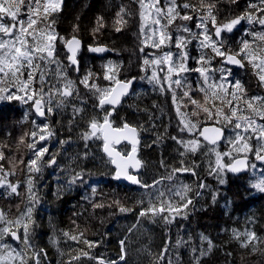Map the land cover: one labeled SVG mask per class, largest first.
I'll list each match as a JSON object with an SVG mask.
<instances>
[{
    "label": "trees",
    "instance_id": "1",
    "mask_svg": "<svg viewBox=\"0 0 264 264\" xmlns=\"http://www.w3.org/2000/svg\"><path fill=\"white\" fill-rule=\"evenodd\" d=\"M199 2L200 0H177L178 5L189 3L195 6L188 9L178 8L181 16L191 15L192 19L178 18L168 26L167 32L171 34V40L163 47L156 48V51L177 53L179 50L176 45L180 37L191 41L183 51L199 43L183 31V28L187 27L192 32H200L197 27L191 28L199 23L198 16L203 14L199 12ZM205 2L215 4L213 15L216 16L217 25L226 23L245 11L255 14L256 10L249 9L248 5L259 4V0H238L235 4L231 0ZM159 5L166 7V0H160ZM121 8L125 10L122 13L125 23L122 25L118 23L121 17L117 15ZM140 11L138 0H63L58 13L52 14L48 21L39 20L34 26L37 32L40 28L47 30V25L54 20V29L59 37L79 38L82 43L79 54L80 67L77 72L70 65L66 46L58 38L55 43L56 57L63 66V73L56 75V66L49 65L44 92L49 91L50 84L55 88H62L66 73L67 79L74 81V90L73 95L64 100V106L57 107L61 97L54 95L51 102L53 111L47 112L46 119H40L30 103L0 101V153L3 154V159H0V211H3L8 220L15 221L26 214L27 208H33L31 219L34 223L29 225L31 248L26 250V255L31 256L33 250H43L46 256L41 254V264H99L101 259L106 262L117 261L121 253V240L125 241L127 253L126 261L121 264H168L169 259L173 264H177V255L180 258L178 264H193L192 249L196 248L197 252L201 247L207 249V242L200 239L201 234L208 237L214 247L209 256L201 259L200 264H264V192L253 187L264 179V165L260 162L252 164L255 167H251L250 172L241 177L231 176L225 170L220 173V178H223L225 183L220 184L216 174V152L223 154L233 151L231 158L221 156L228 163L244 154L235 153L233 146L228 142L212 147L199 138L200 146L195 152L186 150L184 145L178 142L197 138L198 134L189 136L186 130L181 131L187 121L196 124L198 130L205 124H217L226 129L227 136L233 132L225 123L205 120L208 113L203 110L195 112V108L190 107L183 110L182 106L187 104L183 100V90L186 87H176L173 84L170 89V81L162 79V74L158 77L163 88L161 84L149 83L153 65H144L143 61L148 59L151 62V58L146 52L139 53V48L147 50L150 46L145 43L144 30H141L145 21L141 19ZM25 13L26 8L22 7L19 16L22 20L27 19ZM4 22L10 23L7 18ZM207 26L211 34L213 25L210 21ZM118 27L123 29L116 31ZM259 32H264V26L257 23L249 25L242 21L232 33L226 35L227 47L231 54L239 53L242 40L249 41L256 51L264 49V42L252 35ZM95 44H105L111 48V52L102 58L94 56L89 52V46ZM208 50L210 58L212 53ZM242 56L243 53H240L238 57ZM216 58L211 59L208 64L210 70ZM187 61V68H196V58H189ZM109 66L112 71H108ZM89 71L93 74L89 85L94 83L102 89L111 88L117 79L138 77L134 92L127 98L131 104L130 115L125 112L127 100L113 113L107 106H99V97L95 90L80 83ZM190 72L192 77L189 81L195 87H202V82L199 83L196 75ZM232 73L238 74L234 77L244 84L247 90L245 99L256 95L264 96V89L256 85L258 79L249 65L246 71ZM34 75V87L38 90L41 86L39 75ZM106 76H113L114 80H108ZM23 78H27L26 72ZM172 79H176L175 74ZM181 84L185 85L184 79ZM229 99L230 96L209 100L207 107L214 115L220 110L231 114L227 103ZM233 106H237L236 101H233ZM74 108L82 111H74ZM241 108H244L243 99L239 101L237 115H251L248 111L241 113ZM108 112H111L108 120L115 126L121 127L129 123L138 128L141 146L146 149V153L142 154L143 170L140 178L148 184L165 178L156 188L143 189L125 185L116 178L115 168L103 152L102 138H84V134L91 131L90 122L96 120L102 123ZM256 120L264 122L259 118ZM45 124L47 129L40 131L44 129L42 127ZM33 131L38 132L35 138L37 140L39 135L51 133L49 141H39L37 148L46 147L47 143L55 145L49 147L42 159L47 163L54 156L56 164L42 167L40 173L29 172L27 167L29 160L34 158L28 147L33 142L30 136ZM173 137L176 139H172ZM253 141L255 142V139ZM125 147L122 148L123 153L129 150V146ZM213 148L215 151H212ZM181 168L194 169L195 175L191 171L173 172L174 169ZM81 171L90 174L85 177V182L69 185L71 177ZM169 176L172 179H167ZM56 177L62 178L60 185L56 184ZM30 178L34 180L33 191L39 197V203L36 204L29 200L27 181ZM7 183L18 185V194H10ZM200 184L206 187L201 188ZM181 185L191 188L187 193V197L192 200L186 210L187 218L177 217L171 224H165L158 217L153 219L151 215H139L142 209L148 207L150 199L158 206L154 199L157 189L167 193L169 188L176 191ZM93 188L96 189L95 194L92 192ZM148 193H152V197ZM213 194H216L215 202L212 200ZM171 198L176 203L181 202L177 196ZM121 207L128 211L121 212ZM4 226L0 224V227ZM233 230L240 233L254 232L257 240L253 243L258 251L252 252V244L248 248H241L240 242L244 237L235 239ZM20 233L22 234V229ZM73 236L77 239H72ZM178 240L182 241L179 246ZM85 241L95 246L90 248ZM5 242L15 245L10 236L5 237ZM15 246L17 250L25 248L23 244ZM165 246L168 251L164 253L165 258L161 261L159 256ZM85 252L89 254L87 257L82 255ZM76 256H80V259L74 260L73 257Z\"/></svg>",
    "mask_w": 264,
    "mask_h": 264
},
{
    "label": "snow or ice",
    "instance_id": "2",
    "mask_svg": "<svg viewBox=\"0 0 264 264\" xmlns=\"http://www.w3.org/2000/svg\"><path fill=\"white\" fill-rule=\"evenodd\" d=\"M233 4L237 3L238 0H231ZM63 0H0V101H19L24 104H29L34 109V112L39 117H44L46 115L45 108L47 112L51 113L53 111L51 107V102L54 98V95L58 94L61 99L59 100L57 107L64 106V100L73 95V85L74 81L67 79L66 73H64L65 83L62 88H55L54 85H49V91L44 92V85L47 79V73L49 71V65H55L58 69L56 75H61L63 73V66L59 59L56 57V47L55 43L59 38L67 48L69 55L67 59L70 61V65L74 70H79L78 65L79 61L77 55L81 48V41L75 36H72L70 39H64L59 37L58 33L55 32L54 24L55 21H51L47 25V30L45 28H40L37 32L34 26L37 25L39 20L48 21L49 17L52 14H56L61 10ZM140 5V16L141 19L147 24L149 28V38L152 36H158V39L153 41L151 47L159 49L166 42L171 40V35L167 32V27L172 25L178 18L182 20H191V15L181 16L178 8L183 7L188 9L190 7H195L189 3H183L182 5L177 4V0H166V7L161 8L159 6L160 0H151V3L145 4L144 0H138ZM26 8L25 15L27 16L26 20L19 19L21 14V9ZM215 4L206 3L205 0H200L199 2V12L203 13L198 16L199 23L196 27L200 29L199 33L192 32L191 29L184 27L183 31L188 33L192 39L199 41V46L202 50L199 59L197 60L198 64L207 65L211 63V59L220 57L221 67L219 69H212L213 72H220V81L216 82L212 79V76L209 74V68L201 66L195 69L187 68V59L188 53L183 51L187 43H190V40H185L184 37H180L177 41L176 47L178 48L177 53H172L171 51L164 53V55L158 59H154L151 62L148 59L143 61L144 65L151 63L153 65V71L151 78H149V83L161 84V81L155 71L156 65L166 64L167 75L164 76V80L170 81L168 87L171 89L174 84L176 87H186L188 91L183 93L184 96H189V91L191 90V85L181 84V79L183 78L181 74L196 71L203 78L202 84L203 87L199 88V91L205 94L206 102L209 100L222 99L224 97L230 96L231 99L227 100V103L230 107V115H225L222 110L218 111V116H223V120L231 124L232 119L236 118V123L234 128L239 130L236 131L234 139H229L228 143L233 146L235 153H243L244 157L242 159H234L231 163L222 164L221 156H233V151L225 152L223 154L216 152V162H217V176L220 184H224L225 180L220 178V173L225 170L231 171L233 173H239L244 169L255 167V165L248 163V154L250 153L256 161L264 163V123H257L256 118L264 121V96L256 95L251 98L246 97L247 90L244 87V84L240 79L232 76V70L228 65L238 66L239 68H244L245 64H248L253 70L255 76L258 79V82L261 87H264V49L256 51L253 49L252 45L247 40H242V47L240 48L239 53L231 54V50L227 47L226 34L232 33L242 21L247 22L249 25L257 23L261 26H264V0H259V4H249V9H255V14L252 11H245L241 15H237L235 18H231L228 22L217 25L216 16L213 15V10ZM124 9L121 8L118 17H121L118 20V23L121 25L125 23L122 19V13ZM8 19L10 23H5V19ZM102 19V18H101ZM211 22L213 29L211 34H209L208 22ZM145 24L141 25V30L143 31ZM121 28H116V31H120ZM222 34H225L222 36ZM255 38L259 39L261 42H264V32L253 33ZM215 37V39H213ZM147 42V41H145ZM210 49L212 57L206 59L203 54V49ZM107 49L104 47H89L91 52H104ZM143 51V49H141ZM240 53H243L241 58H237ZM175 57V58H174ZM164 68H161V71H164ZM108 71H112L111 66H109ZM25 72L27 73V78L24 79ZM38 73L40 88L37 90L34 87V81L36 76L34 74ZM173 74H175L176 79H172ZM92 73L89 71L85 74L84 78L80 81L85 87H91L95 90V94L98 95L99 100L98 104L100 107L104 105H109L112 107V110H115V106L121 102V98L128 94L132 80L119 81L115 80V85L112 88H99L96 84L89 85V80L92 77ZM231 77V79H229ZM108 80H114L113 76H106ZM143 79V77H141ZM7 85V86H5ZM161 88L163 85L161 84ZM229 88L231 91L229 92ZM47 97V100H45ZM244 100V108L240 109V112L248 111L251 115H237V107L239 101ZM173 100L175 101V92H173ZM233 101L237 102V106H233ZM191 103L202 107L197 104V101L191 100ZM214 106V104H213ZM74 111H82V109H73ZM203 111L208 113L209 117L212 116V111L209 108H203ZM111 115V112H108L103 117V122L98 123L96 120H92L89 124L90 132L84 134V138L88 139L90 137H95L98 132L104 131L109 126L108 116ZM27 118V117H26ZM39 128V126H37ZM47 124L44 125V129L40 131H45L47 129ZM124 128L128 129L129 125L125 124ZM187 131L189 133L198 134L196 139L185 141H178L183 144L186 150L195 152L200 146V137L205 141H209L212 145H217V141L222 138L223 130L222 128H212L211 131L214 133V136L210 137L207 135L209 132L208 128H203V130H198L196 124L187 121L184 123V127L181 128V131ZM130 131L135 134L136 129L131 128ZM48 136L51 133H47ZM30 136L33 138V142L28 145L30 151L33 153L32 159L29 160L27 165L29 172L40 173L42 167L50 166L56 163L54 156L49 159L47 163L43 161V156L48 152L47 147L37 148V143L46 139L45 135H39L38 140L35 139L38 136L37 131L30 133ZM105 147L104 150L108 152L107 147V136H104ZM172 139H176L173 137ZM256 140V147L253 148L252 144L249 143L250 140ZM132 151H136V144L138 141L133 140ZM215 151V148L212 149ZM109 155L111 153L109 152ZM0 159H3V154L0 153ZM39 162V163H38ZM112 163H116L115 160ZM141 166V162L136 160L135 163L131 164L133 170L138 169ZM129 165L127 162H124L122 165H117L115 176L117 179L124 178L130 181L133 184L139 185L143 189H152L156 188L157 185L162 183V180H154L152 184H148L142 181L137 174H131L128 170ZM177 171H191L195 175L194 169L181 168L174 169L173 172ZM211 174V173H210ZM90 175L83 171L75 173L70 181L69 185L75 184L77 182L84 183L85 177ZM167 179H172L171 176ZM28 191L30 193L29 200L33 203H39V197L33 191L34 189V180L29 179L27 181ZM6 187L10 189V194H18L17 189L18 185L7 183ZM199 187H206L204 184H200ZM253 187L260 192H264V179L260 180L258 183L254 184ZM191 191L190 186L181 185L179 189L173 191L171 188L168 189L167 193L157 189V192L154 196V199L158 202V206L155 203H152V199L149 200V205L147 208H144L140 211L139 215L141 217L149 216L153 219L160 218L164 221L165 224H171L177 217L187 218L188 212L186 211L189 208V205L192 204V200L187 197V193ZM93 194H95L96 189H92ZM199 194V193H197ZM152 197V193H148ZM177 196L180 199V203L174 202L171 198ZM167 197V198H166ZM213 202L216 200V194L212 196ZM143 203V201H140ZM103 205H95V207H102ZM33 208L29 207L26 209V214L22 216L21 219L15 221L8 220L3 213L0 211V224L5 225L0 227V264H41L40 256L43 254L46 256V253L43 250L39 252L33 250L31 256L26 255V250L31 248L29 242V225L34 223L31 219ZM121 212L128 211L123 207L120 208ZM13 227L16 230H13ZM135 227V226H134ZM22 229L23 239L21 240V235L19 234ZM131 231V229L129 230ZM67 235V234H65ZM83 235V234H81ZM10 236L13 241H20L25 248L17 250L12 247L11 244L5 242V237ZM233 236L235 239L239 240L241 236L244 237L240 242L241 248H248L252 244V252L258 251L257 247L253 243L257 240L256 234L254 232L240 233L236 230H233ZM72 239H77L73 236ZM201 241L207 242V249L201 247L197 252L196 248L192 249L193 253V264H200L201 259L207 257L211 254L213 250L212 241L201 234ZM88 246L94 247L95 245L91 242L85 241ZM121 253L117 261H104L100 260L99 264H121V262L126 261L127 253L125 251V241L121 240L120 242ZM182 241H177V246L180 245ZM168 251L167 246H165L163 252L159 256L161 261L164 260V253ZM83 256L87 257L88 253H82ZM230 255V253H229ZM74 260H79L80 256L73 257ZM179 256L177 255L176 260L177 264L179 262ZM168 264H173L172 260H168Z\"/></svg>",
    "mask_w": 264,
    "mask_h": 264
},
{
    "label": "water",
    "instance_id": "3",
    "mask_svg": "<svg viewBox=\"0 0 264 264\" xmlns=\"http://www.w3.org/2000/svg\"><path fill=\"white\" fill-rule=\"evenodd\" d=\"M77 39H79V38H77ZM90 47H104V48L107 49L104 52H91V51H89L92 55H95V56L100 57V58L105 57L108 53L111 52V48L109 46L105 45V44H95V45H91ZM80 50H81V48H80ZM79 54H80V51H79V53L77 55L78 61H79ZM237 58H239V57H237ZM229 66H232V65H229ZM232 67H234L235 69H241L238 66H232ZM78 69H79V65H78ZM129 79H131L133 81L132 84H131V86H130L129 92H128L127 95H125V96H123L121 98V102L118 105H116L115 108L119 107V105L122 103L123 99L126 96L130 95V93L133 91L135 85L137 84V81H138V77L137 76H133V77H131ZM129 79H127V80H129ZM127 80L119 79V81H122V82L123 81H127ZM114 86H116V85L114 84L113 87ZM104 106H109V105H104ZM45 113H46V108H45ZM46 117H47V113H46V115L44 117H39V118L40 119H45ZM126 124L129 125V128L128 129L124 128V125L125 124L123 126H121V127L114 126V124L109 120V126L104 131L98 132L96 136L101 135V137L103 139V151L111 159V161H113V160L116 161V163H112L113 166L116 169H117V165H122L124 162H127L128 165H129V168H128L129 172L131 174H137L139 176V173H140V171L142 170V167H143V162L138 158L137 150L135 152H133L131 150L129 152V154L124 155L118 149V146H120L123 143H128L129 145H131L133 147V143H132L133 140L138 141V143L136 144V148L141 143V137H140V133H139L138 128L135 127V126H133V125H131V124H129V123H126ZM131 128H135L136 129V133L135 134H133L130 131ZM203 128H208L209 129V132L207 133V135L210 136V137L214 136V133L211 131L212 128H222V130H223V136H222L221 139H219L217 141V144H222L225 141V138H226V130L223 127H221V126H219L217 124H205V125H203L201 127L200 130H203ZM105 135L107 136V147H108V150H109L108 152H106L104 150V147H105V139H104V136ZM45 136H46V139L43 140V142H48L49 139H50V136H48V135H45ZM200 138H201L202 141H204L205 143L209 144L210 146H214L209 141H205L202 137H200ZM109 152L111 153V155H109ZM243 157L244 156H238V157H236L234 159H242ZM136 160H138V161L141 162V166L138 169L133 170L131 168V164L135 163ZM248 163L251 164V158L250 157H248ZM261 164L264 165V163H261ZM250 170H251V167L250 168H247V169H244V170H242L239 173H233V172L228 171V170H226V171L231 176L241 177L242 175L248 174ZM120 181L123 182L127 186L140 187L139 185L133 184L130 181L124 179V178H120ZM19 234L21 235L20 232H19ZM21 240H22V236H21ZM14 243L16 245H20L21 244L20 241H14Z\"/></svg>",
    "mask_w": 264,
    "mask_h": 264
},
{
    "label": "flooded vegetation",
    "instance_id": "4",
    "mask_svg": "<svg viewBox=\"0 0 264 264\" xmlns=\"http://www.w3.org/2000/svg\"><path fill=\"white\" fill-rule=\"evenodd\" d=\"M196 26H191V28H195ZM121 29H123V28H121ZM234 30V29H233ZM225 34H222V36H224ZM226 35H229V33L228 34H226ZM145 40V39H144ZM146 43V42H145ZM197 45H199V43H195V44H193V45H191V47L188 49V50H186V52L188 53V60H189V58L190 59H192V58H196V68H198V67H200V65L201 64H198L197 63V60L199 59V57H200V55H201V52H202V50H201V48L200 47H198ZM90 47V46H89ZM66 50H67V48H66ZM147 53V56L149 57V58H151V61L152 60H154V59H156L157 58V56L159 55V51H156V48H152V47H148L147 48V50H146V48H143V51H141V48H139V53H141V54H144V53ZM203 54L205 55V58L206 59H208V55H209V50L206 48V49H203ZM69 55V54H68ZM220 60H221V58L220 57H218V58H216L215 60H213V68L212 69H219L222 65H221V62H220ZM201 66H205V67H208L209 68V66H208V64L207 65H201ZM79 67H80V63H79ZM228 67H230L231 68V70H232V72H238V71H241V70H247L248 69V64H246L245 65V67L244 68H241V69H235L234 67H232V66H229L228 65ZM161 68H163V67H158V68H156L155 69V71L157 72V75H159V74H162V75H164L163 73L166 71V68H167V66L164 68L165 70L164 71H161ZM195 75H197L198 74V72H196V71H192ZM209 74L212 76V79L213 80H215L216 82H219L220 81V72L219 71H215V72H213L212 70H210V68H209ZM232 75L233 76H237V75H234L233 73H232ZM117 80H119V79H117ZM252 81H254V79H252ZM115 84V83H114ZM113 84V85H114ZM113 85L111 86V88L113 87ZM256 85L257 86H259L260 84H259V82L257 81L256 82ZM204 85L202 84V87H203ZM134 90H135V87H134V89H133V91L130 93V95H128V96H126L124 99H123V101H122V103L125 101V100H127V98H129L131 95H132V93L134 92ZM121 103V104H122ZM120 104V105H121ZM119 105V106H120ZM109 109H110V111L113 113L114 111L112 110V107H110V106H107ZM118 108V107H117ZM116 109V108H115ZM34 111V110H33ZM125 112H126V114L127 115H130L131 114V104H130V100L128 99L127 100V103H126V106H125ZM35 113V112H34ZM46 113H47V108H46ZM141 117H143V114H141L140 115ZM47 118V117H46ZM45 118V119H46ZM226 130V129H225ZM226 136H227V132H226ZM95 137H101V135H98V136H95ZM102 138V137H101ZM103 140V139H102ZM223 143H225V142H223ZM222 143V144H223ZM249 143L250 144H252V146H253V148H255L256 147V145H255V142L253 141V140H250L249 141ZM222 144H220V145H222ZM129 146V150L126 152V153H123L122 152V148L124 147V148H126L125 146ZM217 146V145H216ZM132 146L131 145H129L128 143H123V144H121L120 146H118V149H119V151L122 153V154H124V155H127V154H129V152L132 150ZM102 149H103V145H102ZM136 150H137V154H138V158L143 162V159H142V154H143V152H144V148H142V146H141V144L136 148ZM104 152V151H103ZM145 153V152H144ZM107 156V155H106ZM108 157V156H107ZM248 157H250L251 158V164H257L259 161H256L255 159H254V157L251 155V154H249L248 155ZM109 158V157H108ZM110 159V158H109ZM55 160H56V158H55ZM110 161H111V159H110ZM112 162V161H111ZM56 164V163H55ZM55 164H52V165H55ZM114 167V166H113ZM115 168V167H114ZM142 170H143V167H142ZM142 170L140 171V173L142 172ZM115 171H116V168H115ZM140 173H139V177H140Z\"/></svg>",
    "mask_w": 264,
    "mask_h": 264
},
{
    "label": "rangeland",
    "instance_id": "5",
    "mask_svg": "<svg viewBox=\"0 0 264 264\" xmlns=\"http://www.w3.org/2000/svg\"><path fill=\"white\" fill-rule=\"evenodd\" d=\"M149 3H151V0H145V4L147 5V4H149ZM160 6V5H159ZM161 7V6H160ZM162 8V7H161ZM164 8H165V6H164ZM19 19H21L20 17H19ZM148 23H150V21L149 22H145V27H144V39H145V41H147L146 42V44H148V45H150L151 46V44L153 43V41H155V40H157L158 39V36H152L151 38H149V35H150V33H149V28H148V26H147V24ZM171 35V34H170ZM167 43V42H166ZM165 43V44H166ZM164 44V45H165ZM164 45H162L161 47H163ZM167 51H163V52H161V53H159V55L157 56V58L156 59H158V58H160V57H162L163 55H164V53H166ZM172 52V51H171ZM172 53H176V52H172ZM175 58V57H174ZM188 62V61H187ZM187 65V64H186ZM157 66V68L158 67H163V68H165L167 65L166 64H162V65H156ZM110 74V73H109ZM164 75H162V79H164V76L165 75H167V71H165L164 73H163ZM191 72L189 71V72H186V73H183V74H181L182 75V79H181V82H183V79L185 80V84H188V85H191V90L189 91V96H184L183 95V100H185L186 102H187V104L185 105V106H182V109L183 110H186V107H190V108H192V109H194L195 108V112H202V110H203V108H208L207 107V103L209 102V101H207L206 102V100H205V94L204 93H202V92H200L199 91V88L198 87H195L192 83H191V81H189L190 80V78L192 77L191 76ZM255 75V74H254ZM173 77V76H172ZM195 78L197 79V81L200 83V82H202V80H203V78L200 76V74L198 73L196 76H195ZM263 89H264V87H262ZM185 91H188V89L186 88V89H184L183 90V92H185ZM191 100H195V101H197V104L198 105H200V106H202V107H198L197 105H194V104H192L191 103ZM202 103V104H201ZM218 113V112H217ZM225 115H230V114H227L226 112H223ZM200 115H201V113H200ZM193 120H194V116H193ZM205 120H212V121H215V122H218V123H225V125H228L229 127H230V129H231V132H233V134H230V135H228V136H226V138H225V143L226 142H228V140L229 139H232V137H234V134L236 133V131H238L237 129H235L236 131H234V125H235V122H237L236 121V118H233L232 119V123L231 124H228V123H226L224 120H223V116H218L217 114L216 115H214V113H212V116H211V118L209 117V115H207V117H206V119ZM194 122H195V120H194ZM257 123H264V122H259V121H257ZM42 128H44V127H42ZM188 133V135L190 136L191 134H193V133H189V132H187ZM143 137L145 138V134L143 135ZM255 145H256V140H255ZM50 146H53V147H55V145H51L50 143H47V148L49 149V147ZM144 152L146 153V149H144ZM231 162V161H230ZM221 163L222 164H228V162L227 161H225V160H223V158H221ZM61 181H62V178H57L56 177V184L57 185H60V183H61ZM16 230V229H15ZM23 239V238H22ZM12 247H14V248H16V246L15 245H12Z\"/></svg>",
    "mask_w": 264,
    "mask_h": 264
}]
</instances>
